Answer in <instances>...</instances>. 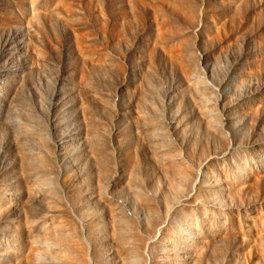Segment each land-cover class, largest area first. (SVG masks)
Returning <instances> with one entry per match:
<instances>
[{"label": "rangeland", "instance_id": "rangeland-1", "mask_svg": "<svg viewBox=\"0 0 264 264\" xmlns=\"http://www.w3.org/2000/svg\"><path fill=\"white\" fill-rule=\"evenodd\" d=\"M0 264H264V0H0Z\"/></svg>", "mask_w": 264, "mask_h": 264}]
</instances>
